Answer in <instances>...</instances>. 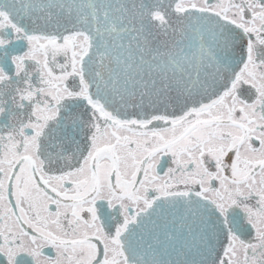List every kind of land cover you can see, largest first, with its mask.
I'll return each instance as SVG.
<instances>
[{"label":"snow or ice","instance_id":"6c2138e0","mask_svg":"<svg viewBox=\"0 0 264 264\" xmlns=\"http://www.w3.org/2000/svg\"><path fill=\"white\" fill-rule=\"evenodd\" d=\"M0 264H264V0H0Z\"/></svg>","mask_w":264,"mask_h":264}]
</instances>
